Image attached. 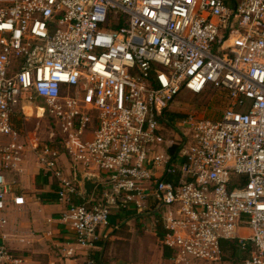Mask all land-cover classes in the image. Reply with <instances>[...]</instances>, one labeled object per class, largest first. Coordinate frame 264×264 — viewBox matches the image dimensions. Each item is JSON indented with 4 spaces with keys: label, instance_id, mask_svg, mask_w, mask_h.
Instances as JSON below:
<instances>
[{
    "label": "built area",
    "instance_id": "2783aa9c",
    "mask_svg": "<svg viewBox=\"0 0 264 264\" xmlns=\"http://www.w3.org/2000/svg\"><path fill=\"white\" fill-rule=\"evenodd\" d=\"M2 1L0 214L24 207L32 157L64 205L67 258L95 248L112 217L170 207L157 220L169 264H217L222 241L264 264V0ZM209 88L229 106L216 121L188 116L193 141L171 158L163 112ZM39 100L63 137L40 144L18 127ZM81 174L102 179L89 199ZM0 264L28 262L0 243Z\"/></svg>",
    "mask_w": 264,
    "mask_h": 264
},
{
    "label": "crops",
    "instance_id": "0c3cea01",
    "mask_svg": "<svg viewBox=\"0 0 264 264\" xmlns=\"http://www.w3.org/2000/svg\"><path fill=\"white\" fill-rule=\"evenodd\" d=\"M63 164L68 167L67 170L71 167L68 161H64ZM29 167L31 168L29 169ZM27 169L30 171L27 172ZM42 177L44 176L37 168L34 158L27 157L17 184V193L24 197L25 205L20 210L9 207L7 213L0 214V216H10L9 221L4 219L6 221L4 226L6 227H0V243L4 245L6 243L13 254L24 257L28 264H89L90 255L100 249L97 247L98 243L104 245L107 243L108 245L109 242H113V238L109 234L103 236L104 232H102L100 241L97 242L95 248L81 249L75 247L74 256L65 257L63 249L66 247V243H72L74 235L67 226L59 221V215L63 211L64 205L55 201L43 202L41 200L40 197L49 193L51 186L54 187L51 178L48 186L42 185ZM126 214L129 215L126 216ZM123 215L125 216L122 217L120 214L110 220L111 225H117V230L121 228V224L123 227L129 226L136 218H142L133 215L131 212L123 213ZM116 218L118 221L115 220ZM2 228L4 229L1 230ZM155 237L158 240L156 231ZM133 250L132 253L121 251L123 257L113 259L108 264H151L145 255L135 257ZM107 251L106 246L103 255L104 264H107L105 262ZM159 256L161 257H158L159 264H164L167 258L163 257V251Z\"/></svg>",
    "mask_w": 264,
    "mask_h": 264
},
{
    "label": "rangeland",
    "instance_id": "374dc122",
    "mask_svg": "<svg viewBox=\"0 0 264 264\" xmlns=\"http://www.w3.org/2000/svg\"><path fill=\"white\" fill-rule=\"evenodd\" d=\"M0 0V5L3 4ZM25 102V101H24ZM229 99L222 90L214 91L211 90L207 94L195 95L186 90L181 91L179 96L176 98L175 102L170 106V110L175 113H179L186 118L188 116L194 119H206L211 121H216L223 113V111L229 106ZM24 111L27 115H31V117L27 118V121H19L18 127L25 132V134L29 137H33L40 144L45 143L49 140L58 139V137H63L61 134L59 127L55 123V119L52 118L47 112V106L43 102V100L33 101L31 106L28 107V104L23 103ZM35 106H42L45 111V116L41 115L42 110L36 109ZM41 108V107H40ZM32 110V113H31ZM31 113V114H30ZM187 119H179L174 122V127L172 129H168V132L163 133L164 140L174 139L175 141L186 140V144L184 145L183 150L189 146L194 138V131L191 128L186 127ZM158 152L161 154L165 153V144L161 145L158 149ZM74 168L77 173H82L85 169L79 163H73ZM31 167H29L30 169ZM27 169V172L30 171ZM100 188L96 189V193L99 192ZM89 199V198H87ZM170 207H160L158 211L154 213H150L148 215L142 216V218H136L134 221L131 219V224L129 226H122L119 230H114L110 225V227H106L103 236L110 235L113 238V242L107 245V253L105 256V262L107 264L111 262L113 259H118L123 257L122 252L133 253L135 257L138 258L139 255L144 256L149 260L151 264H159L158 257L163 251V246L155 237V229L157 220L163 219L165 214L168 212ZM7 213V212H6ZM122 217L125 215L121 214ZM1 218L9 221L10 216L1 215ZM6 226H4L5 228ZM2 228L1 230H3ZM240 234V231L238 232ZM15 239V238H14ZM5 246H8L5 243ZM8 249L11 250L9 247ZM119 250V252H118ZM142 259V257H139ZM161 258V257H160ZM192 264H212L210 262L204 260H191ZM164 264H169L164 261ZM217 264H241V260H221Z\"/></svg>",
    "mask_w": 264,
    "mask_h": 264
},
{
    "label": "trees",
    "instance_id": "16d2710c",
    "mask_svg": "<svg viewBox=\"0 0 264 264\" xmlns=\"http://www.w3.org/2000/svg\"><path fill=\"white\" fill-rule=\"evenodd\" d=\"M211 90L214 91H219V90H215V89H206L203 93L201 94H207L209 93ZM223 93H225L223 91ZM198 94V95H201ZM226 94V93H225ZM221 116V115H220ZM186 119L185 116L179 114V113H175L174 111L168 109L165 110L162 114V118L160 119V123L162 126V132H168V129H172L175 125L174 122H176L179 119ZM220 118V117H219ZM218 118V119H219ZM186 140L183 139L182 141L179 142L178 145H173L171 148H169L168 153L170 154L171 158H173L175 155L179 154L184 145H185ZM42 185H49V177L48 176H44L42 177ZM54 187H50V192L46 193L44 195H42L40 198L43 202H50V201H56V196L53 193L54 191L52 190ZM129 214H126V216H128ZM156 236L159 240V242L161 243V240L163 238L164 235V230L163 227L161 225L160 222H158L156 224ZM107 243L104 245L103 243H98L97 247H99L100 249L95 251L94 253H92L89 257L90 263L89 264H104L103 261V255L106 249ZM220 248H221V252H222V257L221 260H237L240 259L241 260V264H243L244 260L248 257L249 252L251 250V247H247L245 250L240 249V247L237 245L236 241H222L220 243ZM168 251L163 247V257L164 258H168Z\"/></svg>",
    "mask_w": 264,
    "mask_h": 264
},
{
    "label": "water",
    "instance_id": "95a60500",
    "mask_svg": "<svg viewBox=\"0 0 264 264\" xmlns=\"http://www.w3.org/2000/svg\"><path fill=\"white\" fill-rule=\"evenodd\" d=\"M101 178L91 174H81L78 177V181L81 185L82 193L84 197L89 198L93 193V190L97 183L101 182Z\"/></svg>",
    "mask_w": 264,
    "mask_h": 264
}]
</instances>
